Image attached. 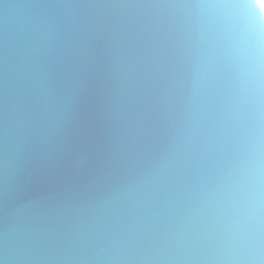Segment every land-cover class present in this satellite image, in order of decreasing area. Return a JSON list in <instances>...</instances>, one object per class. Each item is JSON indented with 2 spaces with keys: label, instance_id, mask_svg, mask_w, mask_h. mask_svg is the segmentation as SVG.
Here are the masks:
<instances>
[{
  "label": "water",
  "instance_id": "obj_1",
  "mask_svg": "<svg viewBox=\"0 0 264 264\" xmlns=\"http://www.w3.org/2000/svg\"><path fill=\"white\" fill-rule=\"evenodd\" d=\"M211 3L0 0V235L14 264H125L107 257L154 254L190 215L210 254L258 200L264 214L253 10Z\"/></svg>",
  "mask_w": 264,
  "mask_h": 264
},
{
  "label": "clouds",
  "instance_id": "obj_2",
  "mask_svg": "<svg viewBox=\"0 0 264 264\" xmlns=\"http://www.w3.org/2000/svg\"><path fill=\"white\" fill-rule=\"evenodd\" d=\"M201 7H212L201 5ZM257 11L264 16V8L256 5ZM254 68L256 78L257 106L264 104V45L259 38L255 39ZM91 153L81 151L72 160V167L76 171L86 168ZM257 180H259V165ZM74 186L67 185L65 191L72 193ZM197 217L190 215L182 225L173 229L167 237L165 246L157 248L152 255L111 256L107 259L146 262V264H264V214L260 212L257 201L256 215L248 223H238L232 229L224 247L210 254H202L199 248L200 236L194 231ZM146 227V225H144ZM117 239H123L118 236ZM28 242V241H26ZM15 250L9 249L6 231L0 235V264H14L19 259Z\"/></svg>",
  "mask_w": 264,
  "mask_h": 264
},
{
  "label": "snow or ice",
  "instance_id": "obj_3",
  "mask_svg": "<svg viewBox=\"0 0 264 264\" xmlns=\"http://www.w3.org/2000/svg\"><path fill=\"white\" fill-rule=\"evenodd\" d=\"M264 8V0H212V3L206 6L216 8H237L243 7L253 10L250 12L247 31L254 39L259 38L260 43L264 45V16L257 11L256 5Z\"/></svg>",
  "mask_w": 264,
  "mask_h": 264
}]
</instances>
